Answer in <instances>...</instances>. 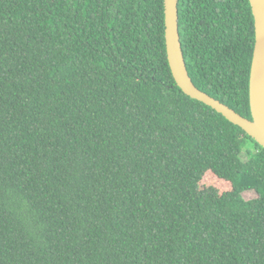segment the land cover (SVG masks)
Instances as JSON below:
<instances>
[{"label": "trees", "instance_id": "obj_1", "mask_svg": "<svg viewBox=\"0 0 264 264\" xmlns=\"http://www.w3.org/2000/svg\"><path fill=\"white\" fill-rule=\"evenodd\" d=\"M178 8L194 84L251 119L250 1ZM165 30V0H0V264H264V148Z\"/></svg>", "mask_w": 264, "mask_h": 264}, {"label": "water", "instance_id": "obj_2", "mask_svg": "<svg viewBox=\"0 0 264 264\" xmlns=\"http://www.w3.org/2000/svg\"><path fill=\"white\" fill-rule=\"evenodd\" d=\"M255 19V45L250 72V108L246 118L221 101L200 90L189 75L179 32V0H165L167 57L179 88L189 97L204 103L228 121L243 129L264 148V0H249Z\"/></svg>", "mask_w": 264, "mask_h": 264}, {"label": "rangeland", "instance_id": "obj_3", "mask_svg": "<svg viewBox=\"0 0 264 264\" xmlns=\"http://www.w3.org/2000/svg\"><path fill=\"white\" fill-rule=\"evenodd\" d=\"M242 158H243L244 160L247 159V156H246L245 153H243ZM243 197H244L246 200H251V199L256 198V193H255L254 191H246V192L243 193Z\"/></svg>", "mask_w": 264, "mask_h": 264}]
</instances>
